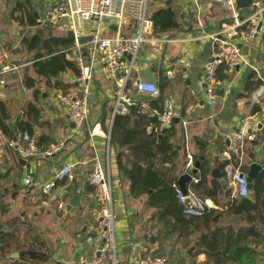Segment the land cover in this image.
Masks as SVG:
<instances>
[{
    "label": "crops",
    "instance_id": "1",
    "mask_svg": "<svg viewBox=\"0 0 264 264\" xmlns=\"http://www.w3.org/2000/svg\"><path fill=\"white\" fill-rule=\"evenodd\" d=\"M52 1L0 0V78L4 81L0 86V102L5 104V123L11 130L9 136L3 134L6 137L15 136L21 131L17 129V122L23 121L42 150L67 138L61 150L54 155L28 160L0 143V231L13 233L9 252L5 256L0 255V264H78L80 258L90 251L91 245L85 241V236L97 223L98 203L86 178L94 151L105 160L107 146L120 262L124 263L134 254L139 257L163 256L167 264H204V253H195V249L199 236L206 230L201 228L186 238H179L175 232L163 226L160 210L147 205V193L134 196L130 192L129 180L118 169L117 155L122 154L121 163L129 168V154L125 146L110 141L113 87L106 78L100 57L97 56L91 82L89 117L82 126L70 122L65 109L56 101L58 93L76 85L78 76L64 72L47 79L36 74L32 66L33 58L43 51L42 45L31 50L24 44V40L35 35L42 41L51 38L69 41L66 57L75 62L73 38H68L70 31L65 22L55 29L38 26L37 19L44 5ZM197 1L198 13L187 0H170L168 3L167 7L176 9L182 29L176 37L169 36L172 32L158 36L153 33L165 42L158 45L154 54L149 49L140 53L133 76L137 80L156 83L160 96L153 98L133 94L132 99L143 113L156 120V112L161 110L162 101L173 100V119H178V122L172 121L166 130L172 127L169 141L174 156L170 161H161L160 155L157 156L153 160L154 171L173 178L172 185L180 189L178 179L185 173L187 156L190 155L192 160L194 155L197 156L193 167L197 164L198 170L193 176L198 182L199 162L206 169V181L195 186L197 182L187 180L184 187L191 186L210 201L207 210L212 209L217 216L211 228L241 230L243 235H247L244 239L246 247L249 233L258 234L250 242L256 255L252 260L244 257L242 262L236 263L256 264L264 259V222H258L257 212L250 213L251 218H246L228 210L227 206L235 197L231 192L225 195L219 178L212 177L211 172L217 169L220 179H225L224 166L228 163L239 165L252 183L249 194L252 192L254 199H248L261 200L264 196V0H253L251 7L237 11L240 18H246L260 10L261 27L255 37L238 43L246 61L244 66L236 67L232 73L225 72L224 67L218 69L217 78L221 84L214 106L206 103L203 87V65L210 58L213 47L211 41L202 38L201 34L222 29L223 25L231 23L232 17L231 11L217 1ZM156 9L160 8L151 4V13ZM33 20L35 24L31 25ZM181 20L189 22V25L182 24ZM108 32L112 33L113 29L109 28ZM81 51L87 54L86 43ZM31 80L33 85L27 87ZM159 99L161 101L157 108L151 100ZM29 104L32 109L28 110ZM243 119L249 123L251 128L248 133L252 137L246 140L240 161L234 158L228 160L223 156L228 146V136ZM153 127L154 123L148 125L147 132L159 135V138L166 132H154ZM94 129L97 135L92 136L90 132ZM66 164L72 166L71 178L55 184L49 195L43 193L42 185ZM252 169L254 173L249 177ZM259 176L257 197L253 186ZM24 177H29L31 183L24 184ZM215 186L216 200L208 194ZM74 196L79 198V206H70L67 210L66 206ZM26 248L35 251L38 258L32 262L19 259V252ZM15 253L18 256L12 257Z\"/></svg>",
    "mask_w": 264,
    "mask_h": 264
},
{
    "label": "built area",
    "instance_id": "2",
    "mask_svg": "<svg viewBox=\"0 0 264 264\" xmlns=\"http://www.w3.org/2000/svg\"><path fill=\"white\" fill-rule=\"evenodd\" d=\"M53 0L44 5L38 26L43 29H55L65 22L66 28L73 35V50H75V64L79 75L77 83L67 91L56 95L57 103L63 107L68 119L76 126L86 124L89 117V98L91 82L97 56L103 62L107 80L113 87V116L125 114L134 105L133 94L148 95L153 98L160 96L158 85L154 82L137 80L134 76L136 60L144 49L151 54L158 50V45L165 42L153 35L154 26L151 18L150 6L166 8L170 0ZM199 12L197 0H187ZM217 1L223 8L231 11V23L223 25L222 29L205 32L201 37L211 41L213 50L211 56L203 65L204 99L209 106L217 103V89L221 81L217 78L219 67L224 65L227 73H232L246 61L238 43H244L255 37L261 22L260 10L254 11L246 18H240L237 13L236 0ZM107 19V22L104 21ZM113 32L109 33L108 29ZM91 36L87 42L88 51L81 53L83 44L79 38ZM86 56V57H85ZM6 70V68H5ZM254 70V69H253ZM4 81L0 78V86ZM1 95V94H0ZM175 107L173 100L164 99L162 108L156 112L157 120L153 131L160 132L168 128L174 118ZM250 125L246 119L228 136V146L223 156L228 160L242 159L246 140L251 139ZM91 135H97L92 130ZM101 133V132H99ZM108 138V137H107ZM66 137L42 150L33 136L19 131L13 137H6L0 129V143L22 158L28 160L37 156L49 157L59 152L64 146ZM193 167V160L187 156L185 173ZM72 166L63 165L54 173V177L42 185L43 193L49 195L57 182L70 179ZM225 181L231 188V195L235 198H248V178L239 165L228 163L224 166ZM87 183L93 188V196L98 203V220L91 232L85 236V241L91 245L90 251L84 254L78 264H167L163 256L139 257L131 254L124 263L118 258L115 235V209L113 204V189L110 176L108 146L105 160L94 151L91 166L87 173ZM190 182L196 183L197 178L190 175ZM24 184L31 183L29 177L23 178ZM176 198L182 206L186 216H201L209 206V200L200 196L189 186L181 191L177 185H172ZM256 264H264L260 259Z\"/></svg>",
    "mask_w": 264,
    "mask_h": 264
},
{
    "label": "trees",
    "instance_id": "3",
    "mask_svg": "<svg viewBox=\"0 0 264 264\" xmlns=\"http://www.w3.org/2000/svg\"><path fill=\"white\" fill-rule=\"evenodd\" d=\"M244 8H239L240 12ZM155 35L163 33L175 32L180 23L175 8L166 7L156 9L151 13ZM182 24L189 25V22L181 20ZM35 24V20L31 21V25ZM27 48L33 50L42 45V50L34 55L32 66L38 76L44 78H53L64 72H71L78 76L79 70L75 62L69 60L66 48L70 45L69 41L51 38L42 41L38 36H33L29 40H24ZM224 67L221 66L220 69ZM218 70V71H219ZM220 76V75H219ZM27 87L33 85V80L28 82ZM159 100H151V103L159 108ZM27 109H32V105H27ZM5 104L0 102V129L9 136L11 130L5 123L6 113ZM34 114H37L34 113ZM155 117L151 118L143 113L140 108L134 104L128 108L125 114H116L113 116L111 127V143H117L125 146L128 150L129 168L121 163L119 153L116 157L117 167L122 171L130 182V192L134 196L148 194L147 205L160 210V218L163 226L179 237L186 238L194 231L201 228L206 230L202 233L197 241L195 253L201 251L205 255L204 264H236L242 262L244 257L252 260L256 255L251 248L250 242L258 237L256 232L249 233L250 238L247 240V247L244 245V239L247 235H243L241 230L234 231L221 227L211 228V224L217 220L214 211L207 210L201 216H186L182 212V206L176 198L175 190L172 187L173 178H167L160 171L153 168V160L160 155L161 161H170L174 156L173 147L169 141L172 127L167 129L160 138L152 132H147L146 127L151 123H155ZM17 129L26 131L30 134V129L26 126V122H17ZM193 162H197V156H193ZM201 167L199 172V180L195 186H199L206 181V169ZM261 176L257 177L254 183V191L258 197V184ZM64 181V180H63ZM62 181H60L61 183ZM57 182L56 184H58ZM217 186L208 191V194L215 199V190ZM227 209L233 213L245 215L251 218L250 213L257 212L258 222H264V196L261 200L256 198L251 201L248 198H235ZM13 241V233H4L0 231V255L5 256L8 253L10 243ZM254 244V242H252ZM38 255L31 248L19 252V259L32 262L36 260ZM25 264V263H20Z\"/></svg>",
    "mask_w": 264,
    "mask_h": 264
},
{
    "label": "water",
    "instance_id": "4",
    "mask_svg": "<svg viewBox=\"0 0 264 264\" xmlns=\"http://www.w3.org/2000/svg\"><path fill=\"white\" fill-rule=\"evenodd\" d=\"M252 4H253V0H236L237 8H249V7L252 6ZM104 21L107 22V19H104ZM260 27H261V22L258 24L257 30H259ZM68 38L69 39L73 38V35H72L71 32H69ZM91 38L92 37L90 35L89 36H84V37L79 38L78 41H79L80 44H85V43L89 42L91 40ZM173 121L176 123V122H178V119H173ZM165 130L166 129H163V132ZM197 170H198V165L195 164V166L188 173H184L183 175H181L179 177L178 184L180 186V190L181 191L185 190V187H184L185 182L187 180H189L190 175L196 174ZM253 173H254V169H252V171H250L248 176L251 177V175H253ZM211 176L219 178V182L221 184V187L225 191V195L228 196V194L231 192V189L227 187L225 179H223V178L220 179V177H219L220 175L218 174L217 169H214L211 172ZM248 189L249 190L252 189V183L249 181V178H248ZM249 198L252 199V200L254 199V195H253L252 192L249 194ZM239 199L241 200L242 198H239ZM75 205L79 206V198L77 196L72 197V199L69 201V204L66 206V209L69 210L70 206H75ZM17 256H18L17 253L12 255V257H17Z\"/></svg>",
    "mask_w": 264,
    "mask_h": 264
},
{
    "label": "rangeland",
    "instance_id": "5",
    "mask_svg": "<svg viewBox=\"0 0 264 264\" xmlns=\"http://www.w3.org/2000/svg\"><path fill=\"white\" fill-rule=\"evenodd\" d=\"M151 2H152V1L150 0V1H149V5L151 4ZM181 29H182V27L179 26L178 29L176 30V32H172V33H170L171 35H169V36H171V37H172V36H175V37H176V34H178V32H180ZM21 213H23V211H21ZM28 213H29V212L27 211L26 214H28Z\"/></svg>",
    "mask_w": 264,
    "mask_h": 264
}]
</instances>
